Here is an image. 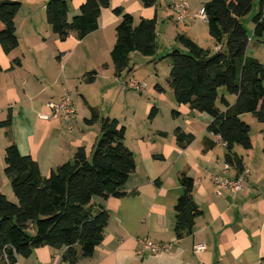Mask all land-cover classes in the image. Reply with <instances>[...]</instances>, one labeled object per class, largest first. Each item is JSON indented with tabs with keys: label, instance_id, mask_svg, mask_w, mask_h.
Returning <instances> with one entry per match:
<instances>
[{
	"label": "crops",
	"instance_id": "0c3cea01",
	"mask_svg": "<svg viewBox=\"0 0 264 264\" xmlns=\"http://www.w3.org/2000/svg\"><path fill=\"white\" fill-rule=\"evenodd\" d=\"M13 1L22 2L16 17L19 47L7 54L0 46L3 68L0 73V123L7 120L9 113L12 116L11 127H0V159L3 158L4 170L5 149L11 144H16L22 155L32 157L45 178L57 167L71 162L80 147H84L91 157L101 135V123L89 125L86 122L91 116V104L80 94V99H74L72 87L78 89V86L69 75L78 70H86V73L96 71L92 85H96L104 75L107 79L113 77L121 82L122 76L116 75L114 64L108 59L116 43V28L121 22L114 9L123 8L136 23L142 18L156 19L157 44H161L167 55L179 43L178 35L187 36L204 49L218 50L209 35L206 20L197 17L185 24H178L175 20L176 3L187 2L191 13L196 15L211 0H159L151 8L144 7L138 0H112L110 8L102 11L97 31L83 40L72 34L66 41L58 38L47 21L49 0ZM68 1L71 19L79 13L86 0ZM256 1L258 13L260 0ZM254 29L253 25L252 37ZM247 55L264 64V38L253 37ZM17 59L20 64L14 65L13 61ZM89 62L92 64L88 65ZM56 65L59 77L64 81L54 86L49 76ZM108 87H105L106 91ZM50 90L51 93L44 96ZM65 94L72 97L76 107V115L71 122L40 119L41 115H50V104L59 102ZM229 100L234 103V99ZM168 103L169 108L178 110L180 115L177 118L171 115L172 120L165 126H154L151 122L144 127L135 118L128 125L131 124L135 130L134 137L130 138L128 127L124 125L125 143L136 161V170L125 186L128 197L93 200L96 211L104 207L110 219L104 240L93 256L88 259L81 257L77 264H264V130L257 145L253 141L252 151L238 152L235 148L244 160L245 171L238 175L231 166L225 173L227 151L218 137L208 131L211 116L194 112L188 106H179L173 94ZM113 112L104 111L109 118ZM123 113L128 120V115ZM119 122L123 125L121 120ZM178 128L195 137L185 148L177 143L175 131ZM257 146L260 150H256ZM183 174L194 180V201L202 215L196 219L193 234L178 239L175 235V206L183 194L180 184ZM213 176L242 177L244 188L238 193L224 190L218 196ZM8 182L9 179L4 184ZM0 192L8 197L10 190L7 188L5 192L0 188ZM141 241L166 244L171 249L158 254L139 255ZM197 244H205L207 250L195 254ZM65 251L66 248H38L28 258L19 257L16 264H70L62 260Z\"/></svg>",
	"mask_w": 264,
	"mask_h": 264
},
{
	"label": "trees",
	"instance_id": "16d2710c",
	"mask_svg": "<svg viewBox=\"0 0 264 264\" xmlns=\"http://www.w3.org/2000/svg\"><path fill=\"white\" fill-rule=\"evenodd\" d=\"M138 1L151 8L159 0ZM255 1H209L204 6L208 32L219 49H204L187 36L178 35L177 41L185 51L175 49L165 57L171 63L168 84L176 103L211 116L208 131L226 144L225 160L238 175L245 171V163L235 148L247 152L254 149L251 126L244 116L252 115L264 124V64L247 55L251 39L264 38V0L259 1V11L253 18V37L241 21L251 13ZM111 2L86 0L70 19L68 0H49L47 21L61 41L72 34L83 40L98 30L102 11L110 8ZM21 7L20 1L0 0V46L7 54L19 47L16 17ZM113 12L121 22L116 28L111 60L116 75L121 77L129 68L132 53L156 55L157 20L142 18L136 23L121 7ZM13 64L20 62L17 59ZM96 76V71L89 72L85 80L94 83ZM156 89L164 91L160 85ZM228 95L235 97L233 104ZM89 109L91 116L86 122L101 123V135L90 158L86 149L80 147L71 162L57 167L45 178L38 163L22 155L16 144L5 149L4 173L18 203L0 192V264H16L19 257L28 258L42 247L66 248L62 260L77 264L81 257L91 258L103 242L110 214L104 207L96 211L92 202L95 198L128 197L125 186L136 170V161L125 143L126 127L117 119L102 118L93 107ZM157 112L152 107L149 118L156 117ZM179 115L178 110L172 111L174 118ZM11 125L9 113L0 127ZM175 135L183 148L195 139L180 128ZM180 184L183 194L175 206V235L183 239L193 234L202 211L194 201V180L183 174Z\"/></svg>",
	"mask_w": 264,
	"mask_h": 264
},
{
	"label": "rangeland",
	"instance_id": "374dc122",
	"mask_svg": "<svg viewBox=\"0 0 264 264\" xmlns=\"http://www.w3.org/2000/svg\"><path fill=\"white\" fill-rule=\"evenodd\" d=\"M258 2L254 4L253 10L250 14L242 18V23L245 28L249 31V34H252L253 27V18L257 14ZM139 22V21H138ZM137 22V23H138ZM173 50L179 49L185 51V48L179 43L176 44ZM158 49L156 55L153 57H145L140 53H132L130 55V65L129 68L122 75L121 82H129L130 80L137 81L141 84H147V91L143 94H140L138 91L133 90L129 86L125 84H121L113 77H109L108 79L105 75L98 79L96 85H92V83H88L84 80L86 76V70H78L76 72H72L69 77L74 78L75 85L78 86V89L72 87L73 97L74 99H80V95H83L87 101L91 104V107L97 108L102 115L101 117H106L104 111H114L112 113V119L121 120L123 125L128 127L129 123L135 118L138 119L139 123L144 127H148L151 122H154L155 125H163L165 126L167 122L171 119L172 108H169V99L172 96V91L168 84V79L171 71V63L170 60L165 58L167 53L163 51L161 44H157ZM172 50V51H173ZM171 51V50H170ZM111 62V58H108ZM112 63V62H111ZM92 63H88V65ZM52 75L49 76L50 82L52 85L61 83L63 77H59V69L58 66H54L52 68ZM85 73V74H84ZM84 74V76H83ZM73 75V76H72ZM109 81H107V80ZM116 82V83H115ZM48 83V82H47ZM46 83V84H47ZM113 85L110 87V85ZM160 85L165 89V92H158L156 86ZM61 86V84H60ZM108 87V91H106L105 87ZM116 86V87H115ZM57 89V88H55ZM53 89V90H55ZM120 90V92H119ZM52 90L45 93L44 96L49 95ZM37 94V92H34ZM43 96V97H44ZM229 98L234 99V96L228 95ZM77 99V100H78ZM102 105V106H101ZM151 107L156 106L158 111L160 110L157 118L150 119L149 113ZM80 108V107H79ZM81 111V108L79 109ZM125 112L129 119H125ZM246 122L251 126V137L257 145V141L259 140L262 131L264 130V124L258 122L252 115H247ZM129 137H134L135 130L130 124L128 127ZM2 132V131H0ZM259 142V141H258ZM256 150H260V147H256ZM236 150L238 152H245L241 147H237ZM7 177L4 173V162L3 158L0 159V188L7 192V188L10 190L9 196L7 197L11 202L18 203L17 198L15 197L10 182H7ZM6 196V194H4Z\"/></svg>",
	"mask_w": 264,
	"mask_h": 264
},
{
	"label": "built area",
	"instance_id": "2783aa9c",
	"mask_svg": "<svg viewBox=\"0 0 264 264\" xmlns=\"http://www.w3.org/2000/svg\"><path fill=\"white\" fill-rule=\"evenodd\" d=\"M175 11V20L178 24H185L188 21L193 20L194 18H201L203 20H207L206 13L204 9H201L199 14H192L189 4L187 2L181 1L174 5ZM219 49V48H218ZM127 86L136 90L140 93H144L146 91V84H141L137 81L130 80L126 83ZM50 109L52 113L50 115H41L40 119L50 121V120H57L63 119L66 122H71V120L76 115V107L72 100V97L69 94H65L57 103L50 104ZM218 139L221 141V138L217 136ZM221 144L226 147V144L221 141ZM231 165L227 162L224 164V172L227 173ZM213 183L218 187L216 190V194L221 196L224 190H229L233 193L241 192L244 188V180L242 177H238L235 179L230 178H222L219 176L212 177ZM171 249L169 245L164 244H156L151 241H141L140 242V249L138 250L139 255H143L145 253L151 254H158L161 252H167ZM207 250V246L205 244H197L194 247V253L200 254ZM198 264H206L204 262H199Z\"/></svg>",
	"mask_w": 264,
	"mask_h": 264
}]
</instances>
